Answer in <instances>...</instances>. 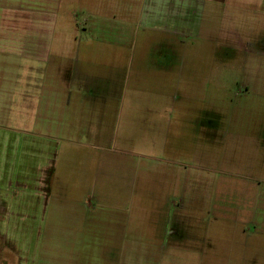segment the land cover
<instances>
[{
    "label": "rangeland",
    "instance_id": "rangeland-1",
    "mask_svg": "<svg viewBox=\"0 0 264 264\" xmlns=\"http://www.w3.org/2000/svg\"><path fill=\"white\" fill-rule=\"evenodd\" d=\"M32 1L52 59L63 53L99 81L129 83L120 103L108 101L115 121L99 130L101 145L63 123L73 105L0 115L3 174L12 155L26 166L50 145L68 191L33 226L13 205L0 212V264H27L19 255L30 242L36 264H264V0ZM91 161L108 176L89 178L108 188L101 202L126 207L113 212L118 239L103 215L112 212L95 225L70 208L98 203L76 191Z\"/></svg>",
    "mask_w": 264,
    "mask_h": 264
},
{
    "label": "crops",
    "instance_id": "crops-1",
    "mask_svg": "<svg viewBox=\"0 0 264 264\" xmlns=\"http://www.w3.org/2000/svg\"><path fill=\"white\" fill-rule=\"evenodd\" d=\"M3 1L5 0H0V115L6 113L8 109L9 112L11 110L16 112L21 107L32 113L38 111L48 115L50 112L56 111L58 107L63 108L64 105L67 108L68 105H73L72 117L63 120V123L81 124V127L83 125L84 129L88 130L89 134L101 145L99 130H106V127L115 121V118L112 121L109 117L112 112L108 107V101L120 103L122 97L127 95L125 89L128 87V80H124L122 76L120 78L111 76L107 77L105 81H99L93 75L84 74V71L81 70L83 67L80 65L74 67L72 61L63 60V53H58V57L55 56L56 59L55 57L52 59L50 27L48 23L47 25L43 24L47 22L44 15L40 14V16L34 12L33 1L20 0L15 4L9 3V5L3 4ZM35 15H38L36 21L40 25L34 24ZM188 22L186 21V24ZM61 47L63 48V45ZM57 49H60V46ZM73 61L75 62V60ZM52 65H55L56 68L55 76L51 75ZM118 75L120 76L119 73ZM118 96L121 98L119 99ZM119 105L117 109L114 105L112 111L118 110ZM203 113L204 111H198L197 115L201 116ZM68 114L70 115V113ZM74 114H78L79 118L74 120ZM63 123L58 121L57 124ZM43 124L54 127L52 124L55 123ZM68 126L71 127L70 124ZM31 150L33 151L34 147ZM56 151L57 149H50V145L42 147L40 157L35 159L30 155L31 160L26 159V166L18 165L17 158H14L16 155H12L13 159L11 160L14 164L9 173L3 174L2 161L3 159L9 161L10 155L0 148V212L10 214V207L12 208L13 205L18 212L17 215L22 216L26 213L23 217H26V222L33 226L32 218L46 220L53 203L57 207L62 206L60 204L61 196L67 191V188L64 187L60 177L57 160L53 159V154ZM109 161L106 158L105 165ZM86 163H84L85 166ZM92 163L94 165L95 162L91 161L89 168L88 165L85 167L84 177L87 181L84 180L83 188L76 191L84 193L86 196L93 192V198L97 197L98 203L91 201L87 196L89 200H86V205L76 202L71 203L70 208L74 211V219L77 222L86 221L95 223V225H99L102 211L112 212V214L105 213L103 215L106 224L111 229L108 235L118 239L117 237L123 236L113 232L115 225L113 212L126 209V207L123 203L101 202L102 199H108L105 197L108 188L103 185L98 188L99 184L92 186L91 179H108V176H106V171L95 173ZM22 166L27 167L24 172L21 169L19 171V167ZM118 174L123 175L122 169L118 170ZM19 178L25 179L22 193L19 192ZM3 182L7 186H3ZM127 193H129L128 190L127 192L123 190L121 194ZM64 203L65 205L69 204V202ZM121 221L123 225L124 222ZM10 242L12 241L10 240ZM13 246L15 247V245ZM31 246H34L33 242H30L25 252H20L19 258L20 261L27 264H36L37 260L34 259L36 250L31 253Z\"/></svg>",
    "mask_w": 264,
    "mask_h": 264
},
{
    "label": "flooded vegetation",
    "instance_id": "flooded-vegetation-1",
    "mask_svg": "<svg viewBox=\"0 0 264 264\" xmlns=\"http://www.w3.org/2000/svg\"><path fill=\"white\" fill-rule=\"evenodd\" d=\"M257 42H258V39H257ZM261 42H264V39H263V38L261 39ZM249 43H250V44H254V42H247L246 44L249 45ZM206 112H207V111H204V113H203V115H202V117H203L202 121L205 120V119H204V115H205Z\"/></svg>",
    "mask_w": 264,
    "mask_h": 264
}]
</instances>
